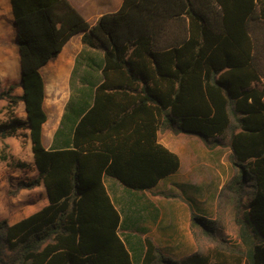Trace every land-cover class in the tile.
<instances>
[{
  "label": "trees",
  "instance_id": "trees-1",
  "mask_svg": "<svg viewBox=\"0 0 264 264\" xmlns=\"http://www.w3.org/2000/svg\"><path fill=\"white\" fill-rule=\"evenodd\" d=\"M9 6L21 75L0 92V140L27 131L36 174L18 180L11 195L42 184L48 203L14 224L0 220V264H264V0H122L94 25L68 0ZM76 34L103 52L102 82L73 148L46 150L39 69ZM165 130L209 150L229 148L232 176L217 208L228 211L238 246L221 236L220 216L190 212L193 254L173 259L149 238L141 259L129 253L102 178L143 192L176 173L179 157L156 141Z\"/></svg>",
  "mask_w": 264,
  "mask_h": 264
},
{
  "label": "crops",
  "instance_id": "crops-1",
  "mask_svg": "<svg viewBox=\"0 0 264 264\" xmlns=\"http://www.w3.org/2000/svg\"><path fill=\"white\" fill-rule=\"evenodd\" d=\"M68 2L88 24L94 25L101 16L116 12L122 0ZM7 3L9 5V0ZM81 37V34L72 36L57 57L39 69L44 86L42 110L45 115L41 142L46 150L73 148L75 128L91 107L93 92L102 82L103 52L84 47ZM16 114L25 120L22 103L18 104ZM24 134L29 153L26 164L34 176L36 171L31 143L27 131ZM191 139L199 138L181 133L174 135L169 130L163 131V134L156 133V141L179 157L180 167L151 190L127 191L115 179L107 176L102 178L109 199L120 215L118 234L131 256L139 255L142 258L145 238H149L164 255L176 260L195 252L196 246L189 227L190 212L207 217L199 207L203 201L201 198L204 196L206 180L213 185L217 194L230 179L231 173L225 161L230 150L222 154L219 150L221 146L208 150L203 143L201 146L194 145L195 140ZM206 167L212 173L208 179L205 177ZM162 194L180 196L183 200L164 197ZM20 196L26 198L21 201L23 210L17 219L8 222L10 225L38 212L48 203L42 184L31 190H20L14 197L15 203H19ZM183 253L188 255H176Z\"/></svg>",
  "mask_w": 264,
  "mask_h": 264
},
{
  "label": "rangeland",
  "instance_id": "rangeland-1",
  "mask_svg": "<svg viewBox=\"0 0 264 264\" xmlns=\"http://www.w3.org/2000/svg\"><path fill=\"white\" fill-rule=\"evenodd\" d=\"M20 75L19 55L15 42V30L10 7L7 0H0V92L5 90L10 84L19 82ZM16 92L20 93L21 91L18 89ZM4 106L5 102L0 101V121L5 120ZM23 134L24 133H20L16 137L0 140V152L7 156L6 161H0V220H6L7 222H11L20 216L19 213L23 210L21 201L26 199L20 196L19 203L17 204L14 199L16 196H12L11 192L14 191L18 180L32 176L31 169L24 170L18 167V163H26L29 156L26 147V138L23 137ZM161 134H163V132H161ZM191 140H195L194 145L201 146L202 142L199 139ZM204 148L206 147L204 146ZM219 148L222 154L229 150L226 145ZM229 153L226 155L225 161L226 164H228L227 166L232 176V168H230L231 165L228 161ZM210 171L211 169L209 170V168L206 167V179L212 177ZM212 187L213 185L206 180L204 196L201 198L203 201L199 207L203 210L204 216H207L209 219L214 220L220 216L219 223L223 226L221 236H223V239L228 244L238 246L239 243L235 236L236 226L232 222L229 213H227L228 211L221 213L217 208L218 195L221 189L216 194V190ZM176 198L183 200L180 196ZM176 255L182 257L188 255V253Z\"/></svg>",
  "mask_w": 264,
  "mask_h": 264
},
{
  "label": "water",
  "instance_id": "water-1",
  "mask_svg": "<svg viewBox=\"0 0 264 264\" xmlns=\"http://www.w3.org/2000/svg\"><path fill=\"white\" fill-rule=\"evenodd\" d=\"M13 27H14V24H13ZM15 30V29H14Z\"/></svg>",
  "mask_w": 264,
  "mask_h": 264
}]
</instances>
